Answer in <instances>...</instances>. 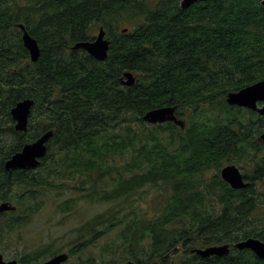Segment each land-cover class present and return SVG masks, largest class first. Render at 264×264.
<instances>
[{
    "label": "trees",
    "instance_id": "trees-1",
    "mask_svg": "<svg viewBox=\"0 0 264 264\" xmlns=\"http://www.w3.org/2000/svg\"><path fill=\"white\" fill-rule=\"evenodd\" d=\"M181 1L0 0V199L16 205L5 233L27 224L55 191L63 215L81 201L109 204L69 230L71 255L117 231L100 264H264L233 247L264 241V117L227 103L229 92L264 80V6L202 0L183 9ZM21 24L40 46L37 61ZM101 26L110 39L105 60L72 48ZM126 71L137 77L132 86L121 82ZM25 98L35 104L28 130L18 132L10 111ZM168 105L185 127L144 121ZM50 129L35 170L6 172L3 161ZM235 162L252 164L246 188L221 176ZM148 187L163 198L155 212L132 201ZM224 243L232 248L223 256L192 251ZM42 247L53 254V244Z\"/></svg>",
    "mask_w": 264,
    "mask_h": 264
},
{
    "label": "water",
    "instance_id": "water-1",
    "mask_svg": "<svg viewBox=\"0 0 264 264\" xmlns=\"http://www.w3.org/2000/svg\"><path fill=\"white\" fill-rule=\"evenodd\" d=\"M202 0H182L181 7L183 9L190 7L193 3ZM264 6V0H261ZM23 30V41L25 47L29 50L32 61H37L40 58L41 50L37 40L30 34L23 24L20 25ZM106 30L103 26L98 29V33L92 40L78 41L73 45V49H84L97 60H105L108 56L110 48V39L107 38ZM137 77L131 71H126L121 77V82L125 86L135 84ZM227 103L232 106L244 107L258 112L264 117V80L257 81L247 85L240 90L231 91L227 94ZM262 104V105H259ZM35 104L33 98H25L18 101L11 109V114L16 121L15 128L18 131L26 132L29 128V118L32 107ZM176 106L168 105L156 107L147 111L143 115L145 122L149 124H161L166 122H174L176 125L185 127V119L178 117L176 114ZM54 135V129H50L39 136L37 139L26 143L22 150L14 154L6 162V169L22 168L34 169L39 166L41 159L48 152V142ZM259 140L264 142V132L259 136ZM221 176L223 180L230 184L234 189H243L250 185V182L245 179L244 173L235 163L226 164L221 168ZM16 206L9 201L0 200V212L15 210ZM233 247L243 250L250 249L260 259L264 260V241L257 237H248L233 244ZM230 243L210 245L207 247L195 248L192 251L202 257L212 255L223 256L231 251ZM70 255L67 252H61L53 256L49 260L41 264H63L68 261ZM0 264H18L17 261L4 262L0 254ZM124 264H137L133 260H128Z\"/></svg>",
    "mask_w": 264,
    "mask_h": 264
},
{
    "label": "rangeland",
    "instance_id": "rangeland-1",
    "mask_svg": "<svg viewBox=\"0 0 264 264\" xmlns=\"http://www.w3.org/2000/svg\"><path fill=\"white\" fill-rule=\"evenodd\" d=\"M98 33V29L95 30L94 36ZM185 119V118H184ZM259 137V136H258ZM242 163V162H241ZM235 164L239 167L244 166L246 170L241 169L243 172L246 171L250 173L252 164ZM68 196H72V192L68 191L64 194L66 199ZM163 198L158 197V191L153 187L145 188L140 194L132 197L133 204H137L142 208L151 209L152 212L161 208V201ZM41 207L39 210L32 215L30 221L25 225H20L15 229L11 235H9L3 242L6 244V252L10 257L20 255L26 251L32 249H40L42 246L53 244L54 251L67 252V250L74 244L72 243V238L69 236V230L79 225L80 223L96 216L100 212H103L109 204L106 203H96L93 201H81L79 209L71 215H63V213L57 212L56 201H60L56 197L55 191H50L46 195L40 198ZM14 205V204H13ZM16 206V205H15ZM22 212L15 214L19 216ZM15 218L14 215H10L7 220ZM117 231L108 233L106 237L99 240L96 245H93L89 250L85 252H80L74 257L70 258L66 264H78L86 261V264H91L89 259L93 258L94 263L100 264V258L104 255V250L102 247L106 243H110L115 236ZM67 234V235H66ZM51 254L48 253L46 257ZM42 257L41 259H44ZM109 259H104L102 263H106ZM129 260V259H128ZM126 260V261H128ZM126 261L122 262L124 264Z\"/></svg>",
    "mask_w": 264,
    "mask_h": 264
},
{
    "label": "flooded vegetation",
    "instance_id": "flooded-vegetation-1",
    "mask_svg": "<svg viewBox=\"0 0 264 264\" xmlns=\"http://www.w3.org/2000/svg\"><path fill=\"white\" fill-rule=\"evenodd\" d=\"M259 105H262L259 103ZM15 106V105H14ZM13 106V107H14ZM12 107V108H13ZM11 108V109H12ZM32 111V110H31ZM11 112V111H10ZM31 115V114H30ZM12 116V114H11ZM12 119H13V125H14V128H15V124H16V121L14 120L13 116H12ZM30 119V118H29ZM16 130V128H15ZM18 131V130H16ZM18 132H23V131H18ZM38 138V137H37ZM36 138V139H37ZM22 150V149H21ZM20 150V151H21ZM19 152V151H18ZM17 153V152H16ZM15 153V154H16ZM14 155V154H13ZM12 155V156H13ZM11 156V157H12ZM9 157V158H11ZM7 158L5 161H3L1 164L3 165L4 169L6 170V172L8 173H12L11 171L14 170V171H28V170H35L36 168L34 169H22V168H12L10 170H7L6 169V162L7 160L9 159ZM246 179V178H245ZM248 181V180H247ZM1 200V199H0ZM2 201V200H1ZM3 202V201H2ZM11 202V201H10ZM13 203V202H12ZM12 210L10 211H3V212H0V254L2 255V260L4 262H9V261H17L18 264H41L47 260H49L50 258H52L53 256L57 255L58 253H61V251H54V248H52V251L53 254H51L49 257H46V255L43 253L41 254L37 248L36 249H32V250H29V251H26L24 253H21L20 255H16V256H13V257H10L7 255V252L5 251L6 250V244L3 242L9 235L12 234L11 233H5L4 231L7 229V226L5 225V223L3 222L5 216H7V214H9ZM10 215V214H9ZM6 220V219H5ZM6 222V221H5ZM67 253H69L70 257L68 260H70V258L74 257L75 255H71L69 250H67ZM40 254V255H39ZM42 257H45L44 259H41ZM63 264H66L63 263Z\"/></svg>",
    "mask_w": 264,
    "mask_h": 264
},
{
    "label": "bare ground",
    "instance_id": "bare-ground-1",
    "mask_svg": "<svg viewBox=\"0 0 264 264\" xmlns=\"http://www.w3.org/2000/svg\"><path fill=\"white\" fill-rule=\"evenodd\" d=\"M109 50H110V48H109ZM109 50H108V54H109ZM108 57V56H107ZM100 61H103V60H100ZM124 75V74H123ZM137 80V79H136ZM198 248V247H197Z\"/></svg>",
    "mask_w": 264,
    "mask_h": 264
}]
</instances>
